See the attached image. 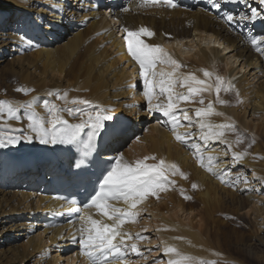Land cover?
<instances>
[{
	"label": "bare ground",
	"instance_id": "1",
	"mask_svg": "<svg viewBox=\"0 0 264 264\" xmlns=\"http://www.w3.org/2000/svg\"><path fill=\"white\" fill-rule=\"evenodd\" d=\"M84 1L72 0L75 3L72 8L68 6V0H0V77L9 75L16 80V86H12L15 95L1 91L0 100L18 107L36 98L32 109L21 108L18 114L35 111L44 120L49 115L43 107L44 100L60 107H79L82 112L93 114L95 106L110 109L116 120L107 122L111 127L106 131L114 130L118 136L104 156H121L127 163L155 156L156 160L150 159L147 163L163 159L167 165L178 167L179 171L174 175L168 173L175 183L167 184L166 190L158 191L157 196H147L131 209L136 213L135 219L122 225V231L133 236L146 237L144 232L149 231L147 239L128 243L136 242L138 248L147 245L149 259L157 256L155 264L180 259L175 254H165L168 246L175 247L181 255L191 256V264L201 261L204 264H247L250 261L264 264V51H253L245 41L246 36L257 32L250 25L253 22L231 23L242 32L240 35L234 33L224 19L217 20L199 7L189 12L163 11L156 7L138 10L134 5L123 6L121 3L106 15L107 10H96ZM228 6L212 9L221 17L229 11L234 15L243 11L242 5H233L232 9ZM81 26L85 28L82 30ZM140 26H147L154 33L151 37L139 38L143 43L161 47L182 65L177 76L194 74L213 86L212 91L202 93L191 102H181V108H193L189 110L193 126L186 127L187 122L182 121L185 126L176 128L179 134H192L193 138L187 143L175 140L171 122L161 112L156 113L165 124L162 129L148 127L142 135L134 129L137 120L144 118L139 109L141 102L144 100L148 108V101L143 95L139 65L124 50L119 36L127 37L128 31H138ZM261 33L264 35V31ZM212 35L219 44L212 42ZM194 38L198 41L195 45ZM173 67L157 62L156 71L170 72ZM205 70L212 75L205 77ZM217 76L223 78L224 86H231L229 92L219 93V98L227 101L224 105L217 103L214 90ZM139 83L142 90L136 94ZM17 88L29 91L25 94L15 91ZM175 90L186 91L179 85ZM50 91L60 94L67 91V105L55 96H48ZM201 97L205 101L203 106L198 102ZM73 99H86L91 105H73ZM210 101L215 111L223 115L205 117V122L233 124L236 131H226L222 140L205 143L195 123L200 119L195 116V109L206 107ZM152 103L166 104V96L154 94ZM61 115L73 124L87 119L86 114L75 118L66 112ZM27 124L26 118L0 121V136L15 135L17 133L11 129H27ZM134 136L129 148H121L124 139ZM238 137L241 143H237ZM194 145H199L200 150L197 151ZM44 146L34 140L0 148V181L4 169L9 172L15 166H23L30 155L40 164ZM234 153L242 154L243 159L233 163ZM209 156L214 158V172L229 173L224 176L226 183H221L216 175L206 170ZM201 157L204 167L200 166ZM24 175L28 176V173ZM237 176L240 181L236 180ZM245 177L248 183L243 182ZM15 179L0 183V264H89L90 257L79 244L86 217L103 219L107 223L112 221L101 217L94 209L78 222L45 229L36 224V220L44 211L59 210L61 205L48 197L37 196L35 192L11 189ZM193 183L197 185L196 189L192 188ZM15 186L22 188L19 184ZM113 204L128 208L122 200ZM142 217L145 219L141 222ZM229 225L233 226V231L248 227L247 239L233 248L241 256L236 260L227 256L231 248L221 239L230 234L223 232ZM70 246H76L78 251L62 256L60 251ZM51 250H54L53 254ZM133 255L135 253L130 249L126 250L123 264L138 263L139 259L130 261Z\"/></svg>",
	"mask_w": 264,
	"mask_h": 264
},
{
	"label": "snow or ice",
	"instance_id": "2",
	"mask_svg": "<svg viewBox=\"0 0 264 264\" xmlns=\"http://www.w3.org/2000/svg\"><path fill=\"white\" fill-rule=\"evenodd\" d=\"M145 3L159 4L161 0H145ZM162 4L173 9L179 6L177 0H162ZM227 4L243 6V11L235 15L229 11L226 16L221 17L229 24L239 21L255 22L257 20L264 23V0H258L259 7L251 6L249 0H213L212 7L219 10ZM124 10L127 11V9ZM142 33L147 34L149 37L154 35L147 28L142 27L138 31H128L125 39L129 56L139 65V75L143 78V95L148 101V111L161 112L165 118L170 120L175 140L182 144L187 143L193 138L192 134L189 132L179 134L176 132V128L177 126H185L182 124V121H186V127L191 128L194 121L193 117L189 115V110L181 108V102H191L194 98L200 97L202 93L212 91L213 86L206 83L205 80L198 79L194 74L177 76L176 73L182 65L172 59L161 47L143 43L139 39ZM250 43L256 51H264V48H262L264 36H254L250 40ZM157 62L170 64L174 67L170 72H164L163 70L158 72L156 71ZM203 75L210 77L212 73L205 70ZM224 84L223 78L217 76L214 90L217 93V103L221 105L226 104L227 101L220 99L219 93L231 90V86H224ZM177 85L182 89H186V91L177 92L175 90ZM15 91L26 94L29 90L17 88ZM154 94L166 96L167 103L153 104L152 99ZM48 96H55L56 100L64 101L65 105L69 102L67 91L63 94H60L58 91H50ZM35 99L33 98V101L27 105H20L18 107L12 106L8 101L0 100V121H4L5 119L21 121L25 118L28 121L27 129H11V132L17 134L0 136V148L15 147L22 142L31 143L34 140L42 145H64L76 149H79L81 144H83V156L87 157L95 150L94 139L103 135L102 130L106 131L111 127L107 122H115L116 120L110 109H99V106H95L93 109L95 114H93V112H82L79 107H60L54 103L50 104L48 100L43 101V107L49 114L47 120L37 116L35 111H26L23 114H18L21 108L32 109ZM198 102L202 106L205 104L202 97ZM71 103L73 105H91V102L86 99H73ZM65 112L73 118L77 115L83 117L86 114L87 119L82 118L80 122L73 124L61 115V113ZM213 115L221 116L223 113L215 111L211 101L206 107L195 109V116L200 118L195 123L198 124L201 130L200 138L205 143L211 140H222L226 131H236L233 124L221 123L213 125L205 122V117ZM205 129L207 131H204ZM81 133L87 136L86 141L83 140ZM241 142L238 137L237 143ZM194 147L197 151L200 150L199 145H194ZM230 147L231 145H229ZM114 159L115 163H110L106 169L102 170L101 176L98 178V186L94 189L93 194H90L89 203L85 204V207H95L101 217H107L109 221H112V223H107L103 219L97 220L91 216L86 217L85 226L80 230L79 244L82 251L90 257L89 264H111L110 257H115L117 264H123V256L125 251L129 249L132 253L141 254L137 243L132 242L129 244L128 241L143 240L147 239V237L140 234L133 236L123 232L122 225L127 220L135 219L136 213L132 212L131 209H135L147 196H157L158 191L166 190L167 183H169L168 173L174 175L179 171L175 164L167 165L163 159H160L158 163H147L150 159L156 160L155 156H146L134 163L124 162L121 156H117ZM232 159L233 163H237L243 159V156L240 153H234ZM213 160L212 156L208 157L209 164L206 170L216 175L221 180V183H226L227 181L224 179V176H227L229 173L214 172L212 167ZM200 161V166L204 167L203 157L200 158ZM76 167L79 168L80 164L78 163ZM181 175L184 176L183 173ZM240 179L239 176L236 177L237 181H240ZM243 182L248 183L246 177L243 179ZM170 183L174 184L175 181H170ZM231 186L235 188L236 185L232 183ZM192 188L196 189L197 185L193 183ZM184 198L190 199L188 196H184ZM121 200L124 204L128 205L127 209L115 207L112 203V201L119 202ZM176 239L183 238L176 237ZM169 253L179 256L180 259H169L168 264H182V262L191 264L193 260L191 256L181 255L172 246L165 248V254ZM200 264H204V262L201 261Z\"/></svg>",
	"mask_w": 264,
	"mask_h": 264
},
{
	"label": "rangeland",
	"instance_id": "3",
	"mask_svg": "<svg viewBox=\"0 0 264 264\" xmlns=\"http://www.w3.org/2000/svg\"><path fill=\"white\" fill-rule=\"evenodd\" d=\"M68 6L70 5L72 8H73V5L75 4L74 2V4L72 3V2H69V0H68ZM112 25H114V23H112ZM83 28V26H81V29ZM85 28V27H84ZM83 28V29H84ZM82 29V30H83ZM117 29V28H116ZM115 32H116V30H115ZM118 33V32H117ZM116 33V34H117ZM118 35V34H117ZM120 35V34H119ZM121 36H122V34L119 36L120 38H121ZM127 46V45H126ZM124 47V46H123ZM124 50H125V48H124ZM183 50H181V52H182ZM182 57H184V56H182ZM12 86H16V80L15 79H13V78H11L9 75H4L3 76V78H1L0 77V92L2 91V92H4V94H10L11 96L12 95H15L14 93H12ZM135 87V86H134ZM138 92L136 93V94H138L139 93V91H141V85H140V83L138 84ZM10 91V92H9ZM8 92V93H7ZM8 94V95H9ZM5 97H7V96H5ZM157 99V98H156ZM144 100L141 102L142 103V106L141 107H139V109H140V112H143L144 113V118H140V119H138L137 120V122H136V127L137 128H134L135 129V131L138 133V134H140V135H142V134H144L145 133V131L148 129V127H159V129L161 128H163L164 126H165V124H162V121H161V116L160 115H158V113H156V112H149L148 111V108H147V104L144 102ZM191 107H188V110H192L193 108H191ZM158 116H160V119H157L158 118ZM142 119V120H141ZM158 120H160V121H158ZM166 122H168V121H166ZM160 125H159V124ZM151 124V125H150ZM162 124V125H161ZM169 123H167V125H168ZM182 124H183V122H182ZM164 125V126H163ZM145 130V131H144ZM132 139V140H131ZM135 139V136L134 137H127L126 139H124L123 140V143H124V145H125V147H122L121 146V148H129V146H130V144H131V141H133ZM142 219H145V217H142L141 219H140V221L142 222ZM141 222H139L138 223V225H141ZM248 228V227H247ZM247 228H239L238 230L236 229V230H234L235 231V233H234V231H233V226L232 225H229V226H226L224 229H223V232H225V233H229L230 232V234L228 235V236H226V237H224V236H222V240L223 241H225L226 243H227V245L228 246H230V248H231V251L230 252H228L226 255L227 256H229V257H232L233 259H237V258H241V256L238 254V253H236V251L234 252V250H233V248L234 247H237V245H239V244H241L242 243V241H244V240H246L247 239V237H248V229ZM230 230H232V233H231V231ZM148 232L149 231H146V232H144V235H146V237L148 238V237H150V234H148ZM22 242H24V241H22ZM21 242V243H22ZM67 243V242H66ZM68 244V243H67ZM69 245V244H68ZM147 245H145V246H143V247H140L139 248V250H140V255L141 256H139V255H137V254H135V255H133V256H131V260L130 261H135V259H136V261H138L137 259H139V261H138V263H136V264H155L156 262H155V260L154 259H156L157 258V256H153L152 257V259L154 260H152V259H149L150 258V254H148L147 252H148V249L147 248H145ZM73 247V248H72ZM70 246V247H68V248H66V250H64V251H60V253L62 254V256H66V255H71V254H73L74 252H77L78 250H77V247L76 246ZM156 247H154V249H153V251H155L156 249H155ZM52 251V250H51ZM54 251V250H53ZM53 251L51 252V254H53ZM73 252V253H72ZM148 254V255H147ZM145 259L144 261H142L141 259ZM129 258V257H128ZM148 260H147V259ZM32 260V259H31ZM141 260V261H140ZM141 262V263H140ZM76 263V262H75ZM27 264H29V263H27ZM247 264H260V263H258V262H254V261H250L249 263H247Z\"/></svg>",
	"mask_w": 264,
	"mask_h": 264
}]
</instances>
